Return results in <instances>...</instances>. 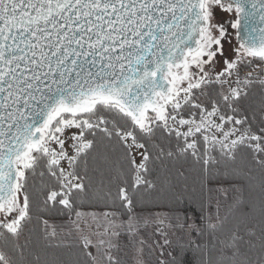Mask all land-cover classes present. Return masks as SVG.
<instances>
[{"label": "snow or ice", "instance_id": "6c2138e0", "mask_svg": "<svg viewBox=\"0 0 264 264\" xmlns=\"http://www.w3.org/2000/svg\"><path fill=\"white\" fill-rule=\"evenodd\" d=\"M0 264H264V0H0Z\"/></svg>", "mask_w": 264, "mask_h": 264}, {"label": "rangeland", "instance_id": "374dc122", "mask_svg": "<svg viewBox=\"0 0 264 264\" xmlns=\"http://www.w3.org/2000/svg\"><path fill=\"white\" fill-rule=\"evenodd\" d=\"M234 18H235V14L234 13H223L222 15H220V16L217 17V20L218 21L223 20V22H226L227 23L228 21H230V20H232ZM228 31L231 34L230 37H229V39L231 40V44L232 45L237 44V40L235 38L236 30L235 29H232L230 27V25H229ZM226 47H229V50H230L231 45H227ZM230 54H231V52H230Z\"/></svg>", "mask_w": 264, "mask_h": 264}]
</instances>
